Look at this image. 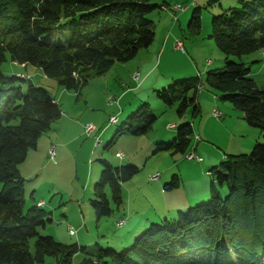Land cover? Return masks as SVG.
<instances>
[{"label":"trees","instance_id":"16d2710c","mask_svg":"<svg viewBox=\"0 0 264 264\" xmlns=\"http://www.w3.org/2000/svg\"><path fill=\"white\" fill-rule=\"evenodd\" d=\"M166 7L154 0H0V66L8 57L80 94L93 77L151 46L155 32L150 15ZM199 19L195 7L190 26L199 29ZM210 24L208 38L225 61L220 69L207 71L205 84L240 111L248 126L264 132V79L258 88L240 61L264 49V0H239ZM23 80L0 72V264H44L46 257L74 264L78 253L88 254L86 248L40 236L38 229L50 219L37 203L23 211L24 180L18 166L62 117L60 105L45 89L29 85L23 93L17 85ZM203 87L198 76L186 78L158 91L157 97L167 106L178 105L180 118L191 108L194 118ZM155 122L148 105L140 104L115 136L145 134ZM191 125L179 126L174 138L158 142L156 150L187 155ZM100 163L90 201L96 220L112 212L105 190L120 207L121 185L138 173L133 166ZM211 176L208 201L179 212L175 221L149 225L127 248H98L79 264H264V144L245 155L226 156ZM175 181L173 176L169 186Z\"/></svg>","mask_w":264,"mask_h":264},{"label":"rangeland","instance_id":"374dc122","mask_svg":"<svg viewBox=\"0 0 264 264\" xmlns=\"http://www.w3.org/2000/svg\"><path fill=\"white\" fill-rule=\"evenodd\" d=\"M238 1L154 0L158 5L166 4L169 10L164 12L157 8L152 11L150 19L155 39L150 48L140 50L127 63H115L106 74L93 77L80 94L66 91L55 79L45 77L38 68L29 65L24 68L6 58L0 66L2 74L28 78L17 84L23 93L29 85L45 89L61 104L62 115L65 117L59 121L67 119L79 124L82 129L77 139L63 148L62 164L56 155L58 150L55 146L58 142L48 138V133L54 134L52 129L59 123L56 121L38 140L39 151L30 150L24 164L18 166L24 180V213L42 201L44 204L40 208L50 219V222L38 229L40 236H50L63 245L77 244L85 247L88 254L96 253L98 248L116 251L127 248L149 225L165 219L175 221L179 212H186L190 207L208 201L209 184L213 179L211 172L226 156L245 155L256 144H264V132L248 126L240 111L220 100L218 93L205 84L207 71L220 69L225 61L213 40L208 38L211 19L236 7ZM178 5L185 10L174 13L172 9ZM195 7L199 8V29L190 26ZM167 16L168 27L164 25ZM171 30V39L160 58L161 53L155 55L152 52L155 43L160 37L168 36ZM175 41L182 42L183 52L174 49ZM152 54L153 58L148 60ZM230 59L238 61L233 57ZM240 61L250 69V77L261 88L264 79V49L243 56ZM149 69L155 70L142 85L145 71ZM134 72H138L140 84L132 81L134 75L131 74ZM196 76L204 86L197 93L198 113L192 118V109L188 108L185 116L180 118L176 113L178 105H165L157 97V92L167 89L174 82ZM143 103L148 105L149 111L156 117L152 127L139 136H115L116 130L129 114ZM215 111H219V118L213 117ZM76 113H83L82 119H78ZM111 117L118 118L116 125L109 123ZM187 122L192 123L188 154L192 153L194 159H188L187 155H172L167 151L156 150L158 142L171 141L177 128ZM169 125H174V128L169 129ZM85 126H93L94 134L86 136L83 132ZM73 134H76L75 130L67 137ZM52 148L55 150L54 161L49 157ZM45 149L48 150L46 153ZM116 153L122 154L123 158H118ZM196 158L201 161L197 162ZM100 160H106L115 167H136L138 173L121 185L120 207L113 204L110 190H105L112 212L108 217L96 220L90 201L102 171ZM156 174L159 175L158 179L152 180ZM173 176L177 177L176 184L169 186ZM120 221H124V225L117 227ZM68 228L75 234H70ZM33 242H29L31 251ZM88 254L78 253L74 257V264L89 258ZM44 264L56 263L53 258L46 257Z\"/></svg>","mask_w":264,"mask_h":264},{"label":"crops","instance_id":"0c3cea01","mask_svg":"<svg viewBox=\"0 0 264 264\" xmlns=\"http://www.w3.org/2000/svg\"><path fill=\"white\" fill-rule=\"evenodd\" d=\"M195 3V2H194ZM164 7V6H163ZM165 12H167V11H165ZM166 18V24H164V25H167V27L169 26V16H167V17H165ZM176 23V22H175ZM177 23H178V18H177ZM173 29H174V27H173ZM172 29V30H173ZM172 30L170 31V32H168V36L167 35H165V37H160L159 39H157L158 41L155 43L156 45H155V47H154V49H153V53L155 54V55H157V53H161V55H160V58H161V56H162V54L165 52V49H166V47H167V45H168V41L171 39V33H173L172 32ZM176 40V39H175ZM175 43V42H174ZM150 48V47H149ZM147 53L150 55L151 53H150V51H147ZM153 58V54H152V56L151 57H149L148 58V60L149 59H152ZM21 67H24V68H26L27 67V65L26 66H24V65H20ZM154 70L155 69H149V70H146L145 72H146V75H145V78H144V81H143V83H142V85L145 83V81L147 80V78L149 77V75H151L153 72H154ZM134 73H136V72H134ZM132 75V74H131ZM199 94V93H198ZM198 96V95H197ZM55 101L58 103V104H60V102H58L56 99H55ZM198 101V100H197ZM197 104H198V102H197ZM60 108H61V104H60ZM62 110V109H61ZM122 111V110H121ZM63 112V111H62ZM82 115H83V113H81V114H79V113H76V115L75 116H78L77 118L78 119H82L81 117H82ZM62 117H65L64 115H62ZM118 119V118H117ZM59 121V120H58ZM84 126V125H83ZM53 131H54V134L53 135H50L49 133H48V138H50V141H53V140H56L57 142H58V144H57V146H55L56 147V150H58V153L56 154L57 156H58V160L60 161V163L62 164V162H63V158H62V154H63V148H65V147H68L69 146V144L72 142V141H74L75 139H77V137H78V135L80 134V132H82V129L80 128V125L78 124L77 125V123L75 124L74 122H72V121H69V120H67V119H61L60 121H59V123L58 124H56L55 125V128H53L52 129ZM72 130H75L76 131V134H73V136L72 137H70V138H68L67 136H69L70 134H71V132H72ZM102 132V131H101ZM61 133H63V136L61 137ZM67 133H68V135H67ZM94 134V133H93ZM92 134V135H93ZM100 135H101V133H99V137H100ZM97 137V136H96ZM197 138H199V137H197ZM39 149H40V147H39V145L37 144V146H36V149L35 150H37V151H39ZM46 151H48L47 149H45V151H44V153H46ZM117 154V153H116ZM28 155V154H27ZM26 159H27V157H26ZM24 164V163H23ZM59 165V162H58V164H57V166ZM39 202H42V201H39ZM39 202H37V203H39Z\"/></svg>","mask_w":264,"mask_h":264},{"label":"built area","instance_id":"2783aa9c","mask_svg":"<svg viewBox=\"0 0 264 264\" xmlns=\"http://www.w3.org/2000/svg\"><path fill=\"white\" fill-rule=\"evenodd\" d=\"M162 10L166 11V10H169V8H165V9L163 8ZM184 10H185V8H184V7H181L180 5H178V6H176L175 8L172 9V11H173L174 13L182 12V11H184ZM176 19H177V18H176ZM176 19H175V20H176ZM174 49L183 52V44H182V42H180V41H175V43H174ZM208 64H209V63H208ZM208 64H207V65H208ZM135 76H137L136 79H135ZM22 77H23V76H22ZM138 78H139L138 73H135V74H134L133 81H138ZM23 79L27 80L28 78L23 77ZM200 90H201V88L199 89L198 92H200ZM220 116H221V115H220L219 111H215V112L213 113V117H217V118H219ZM117 121H118L117 117H111L110 120H109V123H110L111 125H116V124H117ZM168 128H169V129H173V128H174V125H169ZM83 132H84V134H85L86 136H90V135H92V134L95 132V129H94L93 126H85V127L83 128ZM97 138H98V139H97ZM96 139H97V141H99V137H98V136L96 137ZM198 139H199V138H197V140H198ZM54 154H55V150H54V148H52L51 150H49V157H50V160H51V161H54V159H53ZM116 156H117L118 158H121V159L123 158V155L120 154V153L117 154ZM187 158H188V159H194L195 157L193 156V154L189 153V154H187ZM196 160H197V162H200V161H201V159H199V158H196ZM158 176H159L158 174L154 175V176L152 177V180H156V179H158ZM43 204H44L43 202H40V203L37 204V206H38V207H41V206H43ZM122 225H124V221H120V222L117 223V227H121ZM68 231H69L70 234L75 233L71 228H68Z\"/></svg>","mask_w":264,"mask_h":264},{"label":"bare ground","instance_id":"6f19581e","mask_svg":"<svg viewBox=\"0 0 264 264\" xmlns=\"http://www.w3.org/2000/svg\"><path fill=\"white\" fill-rule=\"evenodd\" d=\"M163 5V4H162ZM40 203V202H39ZM38 204V203H37ZM42 207V206H41Z\"/></svg>","mask_w":264,"mask_h":264}]
</instances>
